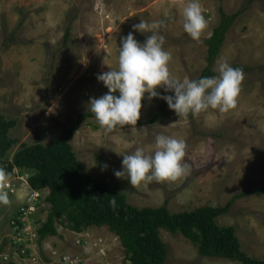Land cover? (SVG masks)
I'll use <instances>...</instances> for the list:
<instances>
[{
  "label": "rangeland",
  "instance_id": "rangeland-1",
  "mask_svg": "<svg viewBox=\"0 0 264 264\" xmlns=\"http://www.w3.org/2000/svg\"><path fill=\"white\" fill-rule=\"evenodd\" d=\"M200 3L208 22L202 42L192 40L183 30L186 0H0V115L16 121L9 135L17 140L8 156L11 158L22 143L38 140L48 144L71 127L80 112L87 111L90 98L108 92L97 75L118 68L120 41L129 32L144 42L146 34L133 31L140 19L149 23L165 20L166 27L160 33L165 37V50L171 54L170 72L181 80H196L207 65L204 40L222 14L230 16L244 7L211 65L215 75L221 61L242 70L234 109L227 113L210 109L179 118L167 106L163 116L149 124L164 100H149L146 93L136 127L106 133L91 117L74 131L70 143L93 178L115 186L139 208L166 204L171 213H180L201 206L222 207L239 192L260 190L236 198L216 219L221 226H233L243 251L260 259L264 258V0ZM68 25L70 38L63 45ZM159 133L186 142L190 174L176 182L147 186H132L126 177L117 178L114 173L121 170L123 159L119 154H130L137 147L152 152ZM15 206L11 202L0 216V241L6 244L11 234L9 211ZM47 212L48 204L38 207L37 219L26 238L31 240L26 248L34 259H27L25 264H64V258L65 264H123L124 249L106 226L92 225L76 234L59 223L58 235L42 242L41 251L48 259L44 262L39 246L34 244L37 237L32 236L46 221ZM159 236L167 247L164 264H239L200 256L179 233L160 229ZM6 244L3 248L14 251Z\"/></svg>",
  "mask_w": 264,
  "mask_h": 264
},
{
  "label": "trees",
  "instance_id": "trees-1",
  "mask_svg": "<svg viewBox=\"0 0 264 264\" xmlns=\"http://www.w3.org/2000/svg\"><path fill=\"white\" fill-rule=\"evenodd\" d=\"M244 9L242 7L230 16L222 14L218 25L204 40L207 47V65L197 79L215 75L211 69L212 62L222 47L230 26ZM70 31L68 25L63 34V45L68 42ZM167 106L164 101L149 124L160 119ZM91 117L94 114L82 111L71 127L65 128L48 144L38 140L29 145L22 143L9 158V150L17 143L9 135V130L15 126L16 121L0 115V166L8 173L17 169L19 174H26L33 190L47 189V219L38 227L35 241L44 262L48 259L41 251L42 242L47 237L58 235L59 223L75 233H81L92 225L106 226L118 237L124 249L123 264H164L167 247L159 236L160 229L184 236L200 256L226 259L239 264H264V258L255 259L243 251L233 226H221L216 221L229 210L233 200L260 190L239 192L235 195L236 198H232L222 207L201 206L180 213H171L166 204L158 207H136L115 186L93 178L77 159L70 139L74 131ZM95 156L99 165H102L100 154L96 153ZM113 197L117 203L115 210L110 205ZM16 222L21 224L20 221Z\"/></svg>",
  "mask_w": 264,
  "mask_h": 264
},
{
  "label": "clouds",
  "instance_id": "clouds-1",
  "mask_svg": "<svg viewBox=\"0 0 264 264\" xmlns=\"http://www.w3.org/2000/svg\"><path fill=\"white\" fill-rule=\"evenodd\" d=\"M182 17L184 32L192 40L202 42L201 37L208 27V22L200 0H186ZM164 27L165 20L149 23L140 19L139 23L133 25V31L146 34L144 42H138L133 32H129L120 41L118 68H110L109 71L97 75V80L103 83L108 92L98 98H90L87 111L94 114L106 133L126 126L136 127L146 93L149 100H164L179 118L196 116L210 109L227 113L236 107L243 80L242 70L232 67L227 61H221L215 69L218 75L197 80L177 78L169 69L171 54L165 50V37L160 33V29ZM158 89L173 95H163ZM119 155L123 157L122 168L114 174L117 178L126 177L132 186H147L153 182H176L191 172V165L186 160V142L163 133L155 136L152 152L146 153L143 147H137L130 154ZM104 167L107 168V165ZM9 176L6 169L0 166V205H6L1 215L4 210L8 211L6 207L11 202H15V199L10 201L7 190ZM34 191L43 197L44 205L47 189ZM110 205L116 209L115 197L110 200ZM5 244V241H0V252L7 251L3 248ZM0 260L3 263L12 262H5L1 257Z\"/></svg>",
  "mask_w": 264,
  "mask_h": 264
},
{
  "label": "built area",
  "instance_id": "built-area-1",
  "mask_svg": "<svg viewBox=\"0 0 264 264\" xmlns=\"http://www.w3.org/2000/svg\"><path fill=\"white\" fill-rule=\"evenodd\" d=\"M12 173H15V175L14 177L9 176L7 190L9 192L10 201L15 199L14 203L16 205V208L12 212V216H10L8 221L10 225L9 233H11L9 235V245L14 249V251L7 247V251L0 252V257L5 262L12 261L15 264H25L27 259H34V256H32L31 252H29L26 248L28 241V244H31V240L27 241L26 238L28 237V233L31 230V224L37 219L36 215L38 212V207L43 206V197L39 192L31 189L27 182L26 174H19L17 169H14ZM5 206L6 205H0V215ZM16 221H20L21 224L17 223ZM32 237H36V234L34 233ZM80 243L81 237L80 240L77 241V244ZM34 244H36L35 241ZM17 256L20 260L16 258ZM64 259L63 263L65 264L67 261Z\"/></svg>",
  "mask_w": 264,
  "mask_h": 264
}]
</instances>
